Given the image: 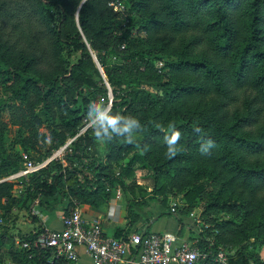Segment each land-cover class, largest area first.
<instances>
[{
	"label": "trees",
	"instance_id": "trees-1",
	"mask_svg": "<svg viewBox=\"0 0 264 264\" xmlns=\"http://www.w3.org/2000/svg\"><path fill=\"white\" fill-rule=\"evenodd\" d=\"M82 1L0 0V78L12 89L0 96V179L24 167L17 145L28 152L37 144L39 159H31L42 162L71 140L62 156L21 179L20 193L16 181L0 182V255L21 264H69L54 248L23 247L45 229L34 203L42 213L69 214L81 204L99 207L110 200V188L128 192L127 178L135 168L147 171L156 195L182 191L186 184L180 177L198 164L208 183L186 191L178 211L155 217L176 215L177 235H184L187 206L212 186L216 196L207 210L227 207L239 217L217 224L220 231L213 238L191 231L189 240L206 255L195 264H222L220 252L227 264H264L254 250L258 242L264 244V0H119L132 18L128 24L110 5L115 0ZM165 28L186 39L176 59L148 39L152 30ZM192 28L198 31H191L189 40ZM40 41H49L54 52ZM62 49L74 59L65 63ZM186 72L203 81L186 82L181 78ZM107 83L114 104L106 115L118 120L115 129L101 120ZM211 91L216 95L210 96L207 113H185L183 103L197 96L200 103ZM5 114L19 126L12 138ZM131 120L139 123L125 131ZM176 132L177 152L170 156L167 141ZM101 140L109 167L99 156ZM202 162L220 168L218 175ZM222 171L229 174L227 185L240 183L248 194L223 199L216 182ZM167 202L164 196L161 206ZM138 206L128 202L127 224L115 237L128 236L143 220ZM16 207L27 208L38 229L10 234L7 214ZM4 245L7 251H1Z\"/></svg>",
	"mask_w": 264,
	"mask_h": 264
},
{
	"label": "rangeland",
	"instance_id": "rangeland-1",
	"mask_svg": "<svg viewBox=\"0 0 264 264\" xmlns=\"http://www.w3.org/2000/svg\"><path fill=\"white\" fill-rule=\"evenodd\" d=\"M156 3L151 5V8H155ZM152 13V10H146L144 12L145 15H150ZM121 19L125 24H128L132 20V18L129 16L128 13L121 12L120 15ZM77 24H78V13L76 14L75 18ZM141 31V30H140ZM191 31L197 32L198 30L196 28H192L187 34L186 38L189 39ZM143 33V32H141ZM144 36L147 35L143 34ZM150 37L148 38L153 43H156L157 45H161L164 47V51L172 55V58H177L181 55L183 50L185 49V41L180 38L179 34H173L172 32H168V28L165 29H154L150 32ZM168 39H172L174 42L171 45H166V41ZM191 40V39H189ZM188 40V41H189ZM46 45L50 53H53V47L49 41H40V47L43 45ZM172 51V52H171ZM61 57L63 58L65 63L67 61H72L74 59L73 56H69L66 49H62ZM161 66L162 63H159ZM187 77L185 80L193 81V82H200L203 81L202 79H199L198 76H193L191 73L186 72L181 76V78ZM106 79V78H105ZM245 89V87H242ZM243 89H237V93H242ZM11 87L7 84L6 87L3 86L1 83L0 78V96H4L5 93L11 92ZM216 95L213 91L209 93V95L202 97V101L199 103L197 100L199 97H193L189 99L186 103H183V110L187 114H192L195 111H204L208 112L209 109V103L212 102L210 96ZM10 129V138H12L14 135H16L18 130V125H14L11 122V116L9 114H5L3 118ZM231 120V119H230ZM45 128V126L42 127V129ZM35 141V140H34ZM36 142V141H35ZM38 145L36 144L35 149H31L28 152L21 149L20 145H17V149H19L23 156L27 155L30 159H39L40 151L38 149ZM100 159L103 164L110 166L109 161L106 158V144L103 140L100 141ZM57 154V152L55 153ZM255 155L250 157V160H254ZM202 165L205 166L208 170H214L215 173L218 175L220 168L216 167L212 162L203 163ZM199 165L197 164L196 168H190L189 170L183 172L182 179L183 186L185 185V188L182 189V191H179L178 189H174L173 191H167L164 194H154L155 186H153V180L148 177L149 174H147V171L140 168H135L134 173L127 178L126 186L128 187V192L125 193L124 190L117 186L114 188H110V191L112 194H115L117 192H121L126 198H127V204L129 201L133 203H137V201L140 203V206H138V209L141 211V214L144 218H154L156 215H158V212L161 211H169L172 208V204L174 202H181L186 203L183 199V194L191 190L193 187H196L200 184H207L208 183V174L203 172V170H198L197 167ZM216 168V170L214 169ZM197 169V170H196ZM118 168L114 170L116 174L119 173ZM196 170V173L194 171ZM106 173H109V171L106 169ZM222 176L220 179L217 178L216 182L219 181L217 184V187L220 189V193L222 195L223 199L226 198H240L241 196H246L248 194V189L244 188L240 183H234L232 185H227L226 182L228 180L226 179L229 177V174L226 171H222ZM148 177V178H147ZM211 178V177H210ZM186 182V183H185ZM215 182V180H214ZM16 193V192H15ZM215 193L216 190H213L212 186L206 187L200 195L197 197L195 204L193 206H187L186 211L184 212L186 216L185 221L191 225V228L194 229L197 233H203L205 237L213 238L216 236L220 229L216 226L217 224L227 221L229 219H238L237 212H231L227 207H213L210 211L207 210V206L215 200ZM164 196L167 197V205L166 207L161 206V202L164 198ZM64 202H67L66 199L63 200ZM33 211L37 216L39 215L40 210L38 208L37 203H34L33 205ZM27 209V208H26ZM25 208L21 209L16 207L15 209L11 210L7 214V225L10 234H18L20 232L30 233L34 230L35 227H37L38 223L33 220L32 216L29 215L28 210ZM58 211L61 212V209H58ZM178 211V210H177ZM40 216V215H39ZM5 219V217H4ZM1 221V218H0ZM5 222V221H4ZM2 226H5V223L1 224ZM133 229V228H132ZM235 233L233 236V241H237V238L235 237L237 233V229L233 230ZM236 245V243H232V245ZM254 249V248H252ZM8 247L4 245L1 249V251H7ZM235 250V249H234ZM233 250V251H234ZM261 259H264V244L257 243L255 249H254ZM0 264H21L15 261L12 257H10L8 254L1 253L0 255Z\"/></svg>",
	"mask_w": 264,
	"mask_h": 264
},
{
	"label": "built area",
	"instance_id": "built-area-1",
	"mask_svg": "<svg viewBox=\"0 0 264 264\" xmlns=\"http://www.w3.org/2000/svg\"><path fill=\"white\" fill-rule=\"evenodd\" d=\"M115 11L124 12L125 4L115 0L110 3ZM106 107L102 113L111 111L114 104L113 92L109 89L107 97H102ZM71 143V142H69ZM68 146V145H67ZM57 151L62 156L67 147ZM56 156V157H57ZM50 157V158H52ZM50 158L42 162H35L27 155L24 156V167L18 172L0 179L16 181L15 192L22 191V178L45 167ZM54 159V158H53ZM181 202H174L171 211L174 213ZM61 229L45 226L33 243L23 242V247H51L58 256H63L69 264H75L80 259L78 246H84L91 255L93 264H195L203 255L195 242L179 243V236L172 232H132L126 237L108 236L98 219H87L80 207L69 214L62 215ZM217 260L227 264L224 254L220 252Z\"/></svg>",
	"mask_w": 264,
	"mask_h": 264
},
{
	"label": "crops",
	"instance_id": "crops-1",
	"mask_svg": "<svg viewBox=\"0 0 264 264\" xmlns=\"http://www.w3.org/2000/svg\"><path fill=\"white\" fill-rule=\"evenodd\" d=\"M80 208L85 218L100 220L104 231L108 236H114L118 227H124L127 224V198L121 192L112 194L110 200L99 207H94L89 204H81ZM39 215L42 223L46 227L53 229H61L63 227V212H41ZM176 217L177 216L174 214L164 215L160 218L154 217L150 221V224L145 223L146 219L143 218V220L132 229V232H138L137 229H140L141 231L147 229L150 232H172L177 234L179 230V222ZM39 225L40 224L38 223L34 230L38 229ZM193 230L194 229L191 228V225H188L186 233L182 236L178 235L179 243L182 244L184 241L191 242L189 236L192 234L191 231ZM78 251L80 259L75 264H93L92 257L84 246H78Z\"/></svg>",
	"mask_w": 264,
	"mask_h": 264
},
{
	"label": "clouds",
	"instance_id": "clouds-1",
	"mask_svg": "<svg viewBox=\"0 0 264 264\" xmlns=\"http://www.w3.org/2000/svg\"><path fill=\"white\" fill-rule=\"evenodd\" d=\"M101 120L107 122L106 125H105L106 127L110 125L114 129L116 128V125L118 123L117 119L110 118L104 113H101ZM138 123H139L138 120H131V121L128 122V124L126 125L124 130L125 131H129V130H131L132 127H134ZM94 135L96 137L98 135V133L95 132ZM179 138H180V134L178 132H176L168 139L167 143L170 146L168 148V155H170V156L176 155V152H177L176 145H177V142H178ZM128 142L131 143V141H128Z\"/></svg>",
	"mask_w": 264,
	"mask_h": 264
},
{
	"label": "water",
	"instance_id": "water-1",
	"mask_svg": "<svg viewBox=\"0 0 264 264\" xmlns=\"http://www.w3.org/2000/svg\"><path fill=\"white\" fill-rule=\"evenodd\" d=\"M85 1H86V0H83V1H82V4H83ZM94 57H95V60H97V57H96L95 55H94ZM101 71H102V73H103V76L106 77L105 74H104V71H103V68H102V67H101ZM107 85H108V88L112 91V88H111L110 84L107 83ZM69 142H71V140H70ZM69 142H68V144H69ZM68 144H67V145H68ZM67 145H66V146H67ZM64 147H65V146H64ZM56 156H57V155H55L54 157L50 158L49 161L53 160V158H55Z\"/></svg>",
	"mask_w": 264,
	"mask_h": 264
}]
</instances>
